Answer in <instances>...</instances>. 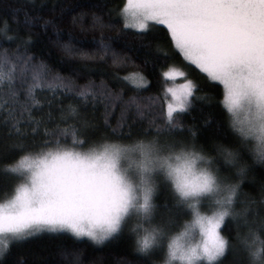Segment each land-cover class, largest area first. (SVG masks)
Instances as JSON below:
<instances>
[{
  "label": "snow or ice",
  "instance_id": "snow-or-ice-1",
  "mask_svg": "<svg viewBox=\"0 0 264 264\" xmlns=\"http://www.w3.org/2000/svg\"><path fill=\"white\" fill-rule=\"evenodd\" d=\"M9 7L17 27L7 18L0 27V195L9 197L0 203V264L13 247L41 236L131 240L135 264H225L230 253L227 264H264V0H19ZM76 8L81 20L96 10L101 62L111 55L120 64L112 41L133 30L143 70L110 73L113 89L104 80L81 82L102 67L69 65L66 75L31 51L37 25L51 27L68 53L83 43L71 32L65 42L59 27ZM104 29L115 35L104 39ZM11 44L12 51L3 47ZM173 56L201 80L169 66L165 81L183 83L142 95L152 86L146 70ZM12 264L27 262L20 256Z\"/></svg>",
  "mask_w": 264,
  "mask_h": 264
},
{
  "label": "trees",
  "instance_id": "trees-1",
  "mask_svg": "<svg viewBox=\"0 0 264 264\" xmlns=\"http://www.w3.org/2000/svg\"><path fill=\"white\" fill-rule=\"evenodd\" d=\"M19 0H0V27L4 26V19L7 18L11 27L15 28L17 25L12 21L10 5L15 7ZM52 0H48L51 4ZM60 2V0H58ZM62 2H68V0H62ZM84 3L90 2V0H83ZM112 4L120 3L121 0H110ZM27 6V5H25ZM81 9L76 8L74 11L69 12L63 20L60 22L59 27L63 29V39L67 42L68 33L71 32L77 37H83V43L75 45L73 42L74 50L72 53H68L56 40L51 27L47 30L41 29L38 25L31 29V34L35 39V44L31 48V51L35 52L39 58L45 60L52 68L53 71H59L67 75V68L69 65L90 64L96 65L98 68H104L105 73L95 71L87 76L81 78V82L86 79L95 80L99 83L104 80L109 87L115 89L118 85L110 79V73L117 71L121 75L131 73L136 70H143L142 55L135 54V44L138 42L133 35V30H130L126 37L121 40H114L113 48L116 51L117 57L120 59V64L112 63V56L109 55L107 60L101 62L100 51L98 50V42L101 39V31L92 27L91 12L96 11L94 9H87V14L81 20L79 19V13ZM30 14H36L34 9H30ZM50 13L46 9H41L39 15L48 16ZM21 20H23V12L18 13ZM77 16V22L73 24L72 17ZM107 19V17H105ZM83 29V31H82ZM20 34L25 35L29 31L25 29L23 24L20 25ZM115 35V29H104L103 36L107 39L108 36ZM95 38V41H93ZM123 39H127L132 42L133 47H129L123 44ZM8 48L9 51L15 48L14 44L3 45ZM2 51V48H0ZM130 57L125 61V57ZM122 64H126L123 67ZM169 66L181 67L188 72L187 78H195L197 81L201 80L195 69L184 68L179 56H173L167 60L161 59L156 66L151 70H146V75L152 81L151 88L142 95H153L157 93L163 94L165 87L173 84H178L183 80H168L165 81L162 73L168 69ZM203 87V85H202ZM131 94L129 89L126 95ZM219 94V90H217ZM66 98L65 102H67ZM103 104L99 105L96 110V119L103 120ZM120 106H117L114 114L110 117L111 124L115 125L120 115ZM207 109H205V112ZM197 115H200L197 113ZM187 119V117H186ZM8 163V161H4ZM9 197L0 195V203H4ZM264 239V237H261ZM87 240V238H84ZM23 256L27 264H128V262H135L138 259V255L133 252L131 246V240L120 239L105 243L102 245H93L88 242L85 244L74 243L71 239L64 237L53 238L48 236H41L31 239L21 245L12 248L11 253L5 257L4 264H12V262ZM231 253L224 257V262L230 259Z\"/></svg>",
  "mask_w": 264,
  "mask_h": 264
},
{
  "label": "rangeland",
  "instance_id": "rangeland-1",
  "mask_svg": "<svg viewBox=\"0 0 264 264\" xmlns=\"http://www.w3.org/2000/svg\"><path fill=\"white\" fill-rule=\"evenodd\" d=\"M183 83V81H181V82H178V84H173V85H171L172 87H179V85L180 84H182ZM239 119H241V120H243V119H245V114L243 113V112H241L240 113V115H239ZM194 242V241H193Z\"/></svg>",
  "mask_w": 264,
  "mask_h": 264
}]
</instances>
